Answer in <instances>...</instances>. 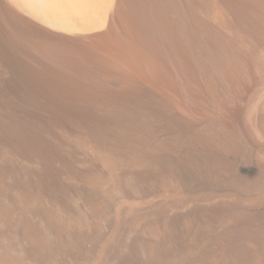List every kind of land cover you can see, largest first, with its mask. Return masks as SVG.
Masks as SVG:
<instances>
[{"label": "bare ground", "instance_id": "obj_1", "mask_svg": "<svg viewBox=\"0 0 264 264\" xmlns=\"http://www.w3.org/2000/svg\"><path fill=\"white\" fill-rule=\"evenodd\" d=\"M0 264H264V0H0Z\"/></svg>", "mask_w": 264, "mask_h": 264}]
</instances>
